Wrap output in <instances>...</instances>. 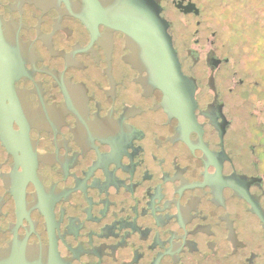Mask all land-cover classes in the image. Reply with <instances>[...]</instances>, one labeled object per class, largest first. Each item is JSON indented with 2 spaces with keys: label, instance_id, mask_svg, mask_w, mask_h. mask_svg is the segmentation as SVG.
I'll use <instances>...</instances> for the list:
<instances>
[{
  "label": "flooded vegetation",
  "instance_id": "1",
  "mask_svg": "<svg viewBox=\"0 0 264 264\" xmlns=\"http://www.w3.org/2000/svg\"><path fill=\"white\" fill-rule=\"evenodd\" d=\"M155 1L186 113L89 0H0V264H264L260 51Z\"/></svg>",
  "mask_w": 264,
  "mask_h": 264
},
{
  "label": "water",
  "instance_id": "2",
  "mask_svg": "<svg viewBox=\"0 0 264 264\" xmlns=\"http://www.w3.org/2000/svg\"><path fill=\"white\" fill-rule=\"evenodd\" d=\"M89 1L96 7V14H100L102 23L125 32L137 42L152 82L166 93L172 108L186 113L194 102L193 91L188 90L189 81L181 72L171 36L167 32L169 23L160 16L157 2L119 0L104 8L99 2Z\"/></svg>",
  "mask_w": 264,
  "mask_h": 264
},
{
  "label": "rangeland",
  "instance_id": "3",
  "mask_svg": "<svg viewBox=\"0 0 264 264\" xmlns=\"http://www.w3.org/2000/svg\"><path fill=\"white\" fill-rule=\"evenodd\" d=\"M210 6L206 20L234 36L235 59L242 65L257 48L259 57L253 62L264 63V0H214Z\"/></svg>",
  "mask_w": 264,
  "mask_h": 264
}]
</instances>
